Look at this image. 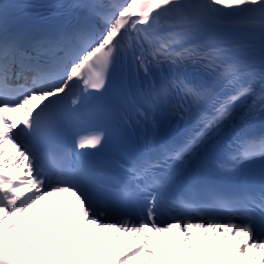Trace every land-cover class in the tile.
I'll list each match as a JSON object with an SVG mask.
<instances>
[{
    "label": "snow or ice",
    "instance_id": "6c2138e0",
    "mask_svg": "<svg viewBox=\"0 0 264 264\" xmlns=\"http://www.w3.org/2000/svg\"><path fill=\"white\" fill-rule=\"evenodd\" d=\"M110 7L111 11L96 13L104 21L102 29L82 25L71 33L36 45V56L29 55L15 40L0 38V264H68L55 257L51 260L23 258L33 252L36 244L24 245L19 239L20 232L7 236L20 228L24 214L38 202L52 199L70 216L90 222L95 229L111 230L109 248L116 244L122 232L131 235L135 248H125L121 242L114 250L115 259L105 264H125L129 256L140 252L146 253L142 264H173L174 260L203 264L198 251L206 257L209 251L223 250V256L216 257L217 264H221L231 258L236 244L242 247L237 248L234 264L250 259L249 249L256 250L251 259L264 264V193L244 194L233 202L222 201L228 211L224 222H218L221 218L208 209L201 210L206 219L176 216L170 217L171 222H157V201L166 194L168 185L155 172L169 161L188 163L209 137L236 114L242 100L257 95L256 84L243 81L244 68L251 65L231 56L229 48L203 39L202 34L209 26L223 23L222 18L228 17L227 22L233 25L259 29L264 48V0H123ZM242 46L251 47L250 44ZM125 57L131 58L137 73L143 72L146 82L141 89L142 102L132 106V114L126 119L150 122L153 129L152 137L145 141L146 155L138 162L120 165L131 173L130 183L118 189L121 197L130 195L133 186L142 191L155 189L146 217L140 216L135 221L130 217L109 219L106 210L101 211L103 194L96 190L80 162L82 150L103 145L102 128L78 137V155L72 164L60 169L55 183H46L47 173L40 166L46 157L55 163V158L42 150V144L68 121L69 113L63 102L71 96L72 108L79 109L73 111L72 118L96 119L100 110L89 107L87 94L104 89L110 74ZM193 74H203L208 79L197 82ZM261 81L259 103L264 110V69ZM76 83L83 88L79 95L74 92ZM160 106H166L170 113L182 119L197 117L200 127L181 143L160 145L157 154L152 155L158 127L154 113ZM235 143L230 163L221 167L233 171L247 161H264V136H242ZM5 145L10 146L8 151ZM21 167L25 169L23 176L19 174ZM9 168L17 171H8ZM9 217L13 219L5 225ZM193 229L201 232L199 250ZM29 230L35 231L34 223L24 228L23 235ZM173 230L183 239L169 247V234ZM45 231L41 229V239ZM153 233L157 235L154 237ZM95 235L94 230L93 243ZM210 235L222 236L216 248H211ZM230 235L234 244L221 249L219 245ZM137 238H142L138 244ZM73 240L77 249L84 244L82 236ZM180 243L184 245L183 250ZM121 248L125 251L121 252ZM85 254L74 251L71 259ZM63 255H68L67 246Z\"/></svg>",
    "mask_w": 264,
    "mask_h": 264
},
{
    "label": "bare ground",
    "instance_id": "6f19581e",
    "mask_svg": "<svg viewBox=\"0 0 264 264\" xmlns=\"http://www.w3.org/2000/svg\"><path fill=\"white\" fill-rule=\"evenodd\" d=\"M6 151L10 149V146L5 145ZM8 171L16 172V168H9ZM19 174L21 176L24 175L23 168L19 169ZM13 218L9 217L4 223L7 225L11 222ZM35 224V231L29 230L28 234L25 236L23 235V230L29 224ZM73 226V229L70 227ZM42 228H45V234L43 239H41L40 231ZM95 230V243H93V236L92 233ZM193 232L196 233V242L197 247L199 250V245L201 241V232L200 230L193 229ZM20 232L21 236L19 239L23 240L24 245H27L29 242H33L36 244V248L33 250L32 253L27 254L25 257L32 258L35 256L39 257H47V256H57L62 259H65L69 263L73 264H84V263H96L97 261H104V260H114L116 253L115 249L119 248L121 242L124 243L125 248L128 246H132L135 248L133 244V240L131 235L121 233L120 237L117 239L116 244L109 248L107 245V241L111 236V230L108 229H93L92 225L89 223H85L80 221L76 218L72 219V222L69 223L63 230V232L59 231V228L56 223L55 219V212L52 209H48L42 204L35 205L33 209L26 212L23 217V223L21 224L19 229H13L12 232L7 233L8 237H11L13 233ZM157 234L153 233L155 237ZM171 240H169V247L174 245L177 240L182 241V237L179 236V233L173 230L170 234ZM82 236L84 240V244L79 248L74 247V240L73 237ZM142 238H137L136 243H139V240ZM209 239L212 240L211 248L217 247V241L222 239V236L212 237L210 235ZM229 244H234L233 237L230 235L227 241H224L222 245H219L221 249H226ZM15 246V245H10ZM68 247V255H63L64 247ZM180 248L183 250L184 245L180 243ZM242 247V245L236 244L232 247V256L226 262H221L223 264H234L237 248ZM90 250V254H87ZM84 251L86 254L83 256H78L75 260L71 259L72 253ZM121 252L125 251L124 248L120 249ZM223 250L218 252L209 251L207 256L205 257L204 254L199 253L198 256L201 257L203 262L205 261H216L217 256H223ZM256 250L249 249L247 251V255L250 259L247 261H242V264H259V260H253L251 257L255 256ZM146 253L140 252L137 256H129V258L125 261V264H142V260L144 259ZM187 255V254H186ZM171 258V256H169ZM177 264H184L182 260H174Z\"/></svg>",
    "mask_w": 264,
    "mask_h": 264
}]
</instances>
